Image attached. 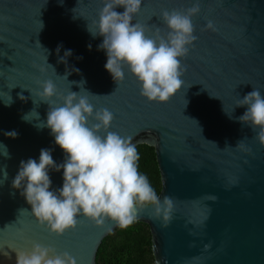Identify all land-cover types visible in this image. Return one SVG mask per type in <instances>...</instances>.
Listing matches in <instances>:
<instances>
[{
	"label": "water",
	"instance_id": "95a60500",
	"mask_svg": "<svg viewBox=\"0 0 264 264\" xmlns=\"http://www.w3.org/2000/svg\"><path fill=\"white\" fill-rule=\"evenodd\" d=\"M196 2L142 0L133 23L144 25L150 37L157 27L164 34L163 11ZM199 3L201 11L192 17L198 39L182 58L184 84L169 101L158 102L141 95L127 66L119 85L105 68L106 50L98 49L104 37L88 30L99 31L93 22L105 0H0V264H17V252H30L37 243L69 252L77 264H95L102 239L118 227L110 218L97 225L80 215L74 228L57 235L32 214L22 189L13 187L20 162H39L41 149H51L57 164L66 158L51 129L36 126L46 124L49 108L36 94L42 90L37 80L48 79L65 95H87L94 111L113 112L109 131L155 147L158 196L172 197L174 209L166 225L151 206L139 213L137 221L151 231L154 264H264V144L256 138L258 127L235 119L247 110L236 107L239 99L254 89L264 96V0ZM114 10L123 13L125 7ZM209 20L214 30L206 28ZM69 49L65 63L60 58ZM73 68L79 72L65 78ZM81 80L86 83H70ZM52 99L63 104L59 96ZM34 108L39 120L35 113L23 119ZM96 122L93 115L88 126ZM13 130L16 138L5 135ZM49 176V190L62 188L63 169H49Z\"/></svg>",
	"mask_w": 264,
	"mask_h": 264
},
{
	"label": "clouds",
	"instance_id": "9594fccd",
	"mask_svg": "<svg viewBox=\"0 0 264 264\" xmlns=\"http://www.w3.org/2000/svg\"><path fill=\"white\" fill-rule=\"evenodd\" d=\"M141 5L142 0H105L99 21L93 22L99 31L89 26L88 30L93 37H104L98 49L106 50L105 68L118 85L125 79L124 67L127 66L141 84V95L150 101L167 102L184 84L181 77L186 67L182 58L187 56L189 46L198 39L194 35L192 17L201 11L200 3L197 0L186 10L165 9L162 19L169 31L162 34L157 27L152 37L146 35L144 25L133 23ZM116 6H124L125 11H115ZM206 28L214 30L213 21L209 20ZM60 47L62 45L58 46L57 53ZM71 55L72 50H66L60 59L67 63V57ZM72 71L79 72V69L67 71L65 78ZM37 83L42 90L37 89L36 94L49 108L46 124L40 121L36 126L50 128L55 143L66 153L65 161L57 164L51 149H41L39 162L33 158L20 162L19 172L12 182L14 188L22 189L21 195L32 206V214L40 224H46L51 232L63 235L66 230L74 228L79 222L78 216L83 215L97 225H103L110 218L118 227L128 228L139 219L140 211L151 206L154 216L162 218L166 225L174 209V200L170 196L161 200L147 175L140 173V154L132 138L109 131L114 113L107 108L94 111L88 96L80 95V92L70 91L67 95L58 92L51 79L37 80ZM70 83L84 85L86 81ZM56 96L63 100L62 105L52 99ZM20 98L27 99L22 93ZM243 106H247V110L235 119L253 129L258 127L256 138L264 144V96L260 90L254 89L236 102V107ZM33 113L39 120L35 108L23 119L30 121ZM226 114L233 118L232 114ZM93 115L97 122L89 127V118ZM101 130L107 133L106 136L100 134ZM5 135L16 138L18 133L13 130ZM242 142L237 146H243ZM4 154L9 155L7 151ZM49 169H63L62 188L49 190L52 184ZM4 179H7L6 171ZM208 198L215 199L214 196ZM17 264H77V260L67 251L57 253L54 248L37 243L30 252H17Z\"/></svg>",
	"mask_w": 264,
	"mask_h": 264
},
{
	"label": "trees",
	"instance_id": "16d2710c",
	"mask_svg": "<svg viewBox=\"0 0 264 264\" xmlns=\"http://www.w3.org/2000/svg\"><path fill=\"white\" fill-rule=\"evenodd\" d=\"M136 147L140 154L139 171L147 175L158 195L162 181L155 147L145 143ZM95 264H154L149 225L136 221L128 228L117 227L107 234L97 249Z\"/></svg>",
	"mask_w": 264,
	"mask_h": 264
}]
</instances>
